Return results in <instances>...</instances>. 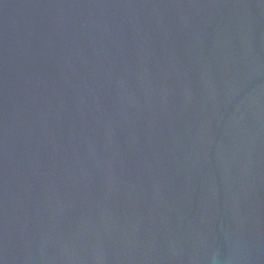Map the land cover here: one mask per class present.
I'll return each instance as SVG.
<instances>
[{"label":"water","instance_id":"1","mask_svg":"<svg viewBox=\"0 0 264 264\" xmlns=\"http://www.w3.org/2000/svg\"><path fill=\"white\" fill-rule=\"evenodd\" d=\"M0 264H264V0H0Z\"/></svg>","mask_w":264,"mask_h":264}]
</instances>
